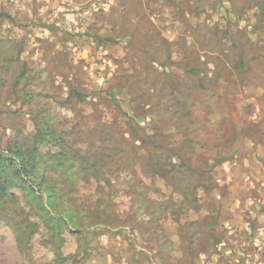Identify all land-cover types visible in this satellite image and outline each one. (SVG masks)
Masks as SVG:
<instances>
[{
    "label": "rangeland",
    "instance_id": "1",
    "mask_svg": "<svg viewBox=\"0 0 264 264\" xmlns=\"http://www.w3.org/2000/svg\"><path fill=\"white\" fill-rule=\"evenodd\" d=\"M141 2L0 0V140L5 144L14 132H33L30 116L38 106L57 120L50 124L71 137L77 125L108 123L117 138L122 133L128 138L125 122L134 118L133 108L148 135H161L155 138L164 140L165 150L181 146L186 136L192 140L178 151L183 159L177 154L171 163L179 167L184 160L188 167L207 171L197 177L180 167L186 174L173 183L183 188L190 180L199 182L203 188L196 189L195 210L177 211V220L155 221L146 204L131 203L126 194L129 178L121 172L118 182L110 178L109 184L81 183L77 192L76 205L86 211L97 186L104 191L112 186L110 204L118 222L114 233L93 236V228L77 234L66 227L58 241L48 235L45 209L54 214L65 206L57 208L47 199L44 204L41 199L30 201L11 189L18 206L30 212L26 216L33 225L27 238L17 239L14 228L24 226L23 218L0 211V264H264V94L254 87L249 93L244 90L252 82L264 84V0H149V17L142 16ZM164 3L172 7L156 12ZM176 7L181 12L171 14ZM162 12L170 14L165 18L159 16ZM175 37L183 39L182 51L188 56L195 52L194 45L192 50L185 45L189 37L199 58L214 52L209 63L220 79L206 91L191 93L192 104L183 109L176 105L180 114L171 115L167 108L185 93L168 94L164 85L169 78L185 88L192 84L190 77L156 75L145 57L156 58L158 66L165 58L162 39ZM241 54L244 63L235 69L236 55ZM256 61L260 63L244 74L245 65ZM69 87H77L87 99L78 105L66 102ZM149 88L158 102L144 94ZM102 90H111V95L100 97ZM181 112L188 113L182 120ZM188 121L192 125L187 126ZM153 126L156 131L150 130ZM129 173L132 182L148 187L150 181L138 171ZM154 186L146 193L154 199L178 197L179 191L172 192L168 184L155 181ZM245 211L248 233L242 230ZM215 238L219 242L214 245Z\"/></svg>",
    "mask_w": 264,
    "mask_h": 264
},
{
    "label": "trees",
    "instance_id": "2",
    "mask_svg": "<svg viewBox=\"0 0 264 264\" xmlns=\"http://www.w3.org/2000/svg\"><path fill=\"white\" fill-rule=\"evenodd\" d=\"M230 47L234 49L236 44L233 42ZM219 55L222 56L223 52H220ZM236 61L234 68H241L244 63L242 54L236 55ZM215 69L214 66V72L209 77L204 73L197 74L195 79L197 86L186 85L185 88L180 87L183 85L182 82L177 84L176 81L163 76L168 78L164 85L168 94L176 95L179 90L185 93L182 98L175 96L174 107L167 108L166 111L171 112V115L172 112L180 114V108L177 106L183 109L192 104L191 93L198 90L206 91L207 84L210 86L220 79V75L215 72ZM152 72L158 75L156 70L153 69ZM160 76L162 77V75ZM150 93H153L150 88L144 92L148 97H153L154 95H150ZM102 94L109 97L111 90H102L98 93L100 97ZM153 98L157 102L159 101L157 96ZM86 99V96L79 93L77 87H69L65 101L74 100V103L78 105ZM43 109V106H38L35 110L36 114L30 116L33 132H14L5 144H2L0 140V211L7 209L13 215L23 218L21 223L24 226L14 228L17 239L27 238L29 236L28 229L33 224L26 216L30 212H26L18 206L11 189L22 191L26 199L30 201L39 202L41 199L44 204V200L47 199L56 204L57 208L65 206V210H57L54 214L45 209L46 215L44 216H47L48 221L44 224L47 227L48 235L58 241L61 240L59 239L60 235L66 227V230L71 227V231L77 234H80L82 230L92 228L94 229L91 230L93 236L114 233L118 222L111 210L110 202L115 195L112 186L108 185L106 191L102 186H97L94 205L88 206L86 211L76 205V203L80 204L77 192L78 185L81 183L101 180L109 184L110 178L118 182L121 180L119 178L121 172L125 173L126 177L124 178H129L126 182L128 186L126 194L130 196L131 203L146 204V212L150 217L154 216L152 219L155 221L167 218L177 220L179 215L177 211L186 214L190 210H195L194 205L197 202L195 192L198 187H202L199 182L190 180L183 188L173 183L186 174L181 168L189 173H194L197 177L204 176L207 171H198L196 168L188 167L184 160L179 163V167L171 163V159L177 156L178 151L185 146L184 144L192 143L189 137H183L181 146L175 147L177 151L174 147H171L169 151L165 150L167 144H164V140L155 138L156 136L161 137V135H157V133L148 135L146 129L139 125L138 120H135L138 114H134L133 108H130V112L133 113L134 118H128L125 122L129 130L128 138L122 136L123 133L120 138H117L112 124L108 123L91 126L77 125V134L71 137L70 132L64 128H57L50 124L51 119L57 120L49 116V112ZM185 115L182 113L179 119L182 120L183 117H186ZM186 125H192V121H188ZM150 130L156 131L157 129L153 126ZM49 145L55 150H52ZM179 156L183 159L181 155ZM178 159L180 158L178 157ZM211 168L212 166L209 167V170ZM131 170L138 171L143 179H148L150 181L148 187H142V181L132 182L130 179L132 174L129 173ZM155 181L172 186V192L179 191L178 197H169L167 201L163 202L148 196L146 193L155 187ZM141 189L144 191L140 192ZM157 191L159 190L153 189L152 193ZM7 215L5 216L7 217ZM38 215H42L40 210H38ZM153 233L156 234L155 231ZM161 240L163 244L168 242L166 238H161ZM218 241L219 238H215L213 244L215 245Z\"/></svg>",
    "mask_w": 264,
    "mask_h": 264
},
{
    "label": "crops",
    "instance_id": "3",
    "mask_svg": "<svg viewBox=\"0 0 264 264\" xmlns=\"http://www.w3.org/2000/svg\"><path fill=\"white\" fill-rule=\"evenodd\" d=\"M142 6L144 7V13H142L143 17H149V16H153L152 15V8L151 11L147 10L148 5H149V0H142ZM159 7V6H158ZM171 5H167L166 3H164L163 8H161L160 10H157L156 12L161 11L162 9L164 11H168L166 9L171 8ZM1 10L3 9L2 6H0ZM16 8V6H15ZM181 9V8H180ZM254 10L257 8H253ZM12 10V9H11ZM178 8H174V10L172 12H169L173 15H177L179 14ZM170 13H161L159 16H163V17H167ZM164 14V15H163ZM253 15L255 17L256 15V11H253ZM174 20L178 21L179 19L174 18ZM130 21H134L136 24L134 27H138V23L137 20L135 18H131ZM160 21H163V19L161 18ZM167 22V21H166ZM154 23V22H153ZM173 23V20H172ZM130 31H134L137 28H129ZM132 39V37H131ZM188 39H190V41H188ZM102 40V39H101ZM183 39H181L180 37L177 38L175 37L173 40H168L167 38H163L162 39V46L161 48L163 49V46L165 47V58L163 59V61H161L160 63H158V66L155 65L156 58H150L151 55L149 54V56L145 57V60H149L148 65H151V70H156L158 72L159 75L165 76V77H172V78H180V77H190V81L192 84H188L189 86H197L196 84V75L199 73H204L207 75V77H209L211 74H213L214 72V65H210L209 63V59L210 57H214V53H206V56H201V58H199L198 52H197V46L196 43L194 42V40L189 37V38H185V45L187 46V49L192 50L193 45H194V55H190L188 56L185 52H183V48L181 47ZM133 45V44H132ZM182 53V54H181ZM153 55H155V53H153ZM204 61V62H203ZM256 63V64H255ZM253 63H248L246 66L245 71L243 72L244 74L246 73V70L249 68H253L254 66H256L258 63H260L259 61ZM155 65V66H154ZM157 66V68H156ZM210 67H212V71H210ZM150 70V72H151ZM210 71V72H209ZM247 82V81H246ZM251 82V81H250ZM222 83H225V80L222 81ZM208 87V84L205 86ZM251 87L256 88L257 90H262V93L264 94V84H260V82H255V83H251L250 85L245 87V91L247 93L250 92ZM227 152H230V150H226ZM246 211L243 212V219L242 224L244 225L245 228H243L242 230L245 231L246 233H248V228L251 225L250 222L246 219ZM248 221V223H247ZM258 230H263L261 229L262 227L257 226ZM219 242V241H218ZM217 242V243H218ZM200 254H198L197 256H199ZM125 264V262H124ZM220 264V263H218Z\"/></svg>",
    "mask_w": 264,
    "mask_h": 264
}]
</instances>
